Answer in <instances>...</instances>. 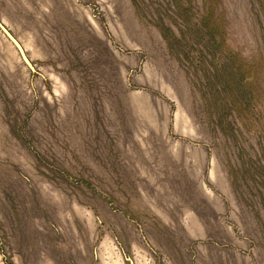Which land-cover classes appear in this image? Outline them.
Returning a JSON list of instances; mask_svg holds the SVG:
<instances>
[{
  "label": "rangeland",
  "instance_id": "374dc122",
  "mask_svg": "<svg viewBox=\"0 0 264 264\" xmlns=\"http://www.w3.org/2000/svg\"><path fill=\"white\" fill-rule=\"evenodd\" d=\"M0 20V264H264V0Z\"/></svg>",
  "mask_w": 264,
  "mask_h": 264
},
{
  "label": "water",
  "instance_id": "95a60500",
  "mask_svg": "<svg viewBox=\"0 0 264 264\" xmlns=\"http://www.w3.org/2000/svg\"><path fill=\"white\" fill-rule=\"evenodd\" d=\"M0 29L4 32V34L10 39V41L13 43V45L17 48L20 57L24 61V63L30 67L32 70H35L32 62L30 61L29 57L27 56L23 46L18 41V39L10 32V30L2 23L0 20Z\"/></svg>",
  "mask_w": 264,
  "mask_h": 264
}]
</instances>
